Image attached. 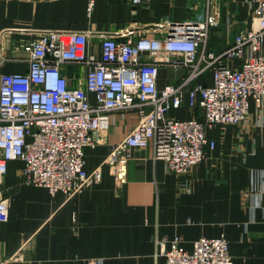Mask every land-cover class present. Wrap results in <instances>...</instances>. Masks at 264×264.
<instances>
[{
  "label": "crops",
  "instance_id": "crops-1",
  "mask_svg": "<svg viewBox=\"0 0 264 264\" xmlns=\"http://www.w3.org/2000/svg\"><path fill=\"white\" fill-rule=\"evenodd\" d=\"M203 3L95 0L89 11V0H0V52L6 58L0 73L25 71L26 54L17 45L45 30L86 33L88 51L99 56L102 36L161 35L166 20L192 18ZM211 11L216 22L206 51L219 53L250 26L254 4L213 0ZM63 70L70 86H85V64L67 63ZM182 74L161 66L159 87ZM250 101L243 124L207 129L215 147L187 174L171 172L150 144L131 150L126 180L118 183L105 160L138 123L137 109L113 111L109 128L93 132L86 168L102 166V179L74 195L23 183L24 161H10L0 180V197H9V218L0 222V263L11 257L13 264H165L161 241L170 248L178 237L179 246L191 251L201 237L225 236L232 264H264V110ZM169 115L204 120L188 95Z\"/></svg>",
  "mask_w": 264,
  "mask_h": 264
},
{
  "label": "built area",
  "instance_id": "built-area-1",
  "mask_svg": "<svg viewBox=\"0 0 264 264\" xmlns=\"http://www.w3.org/2000/svg\"><path fill=\"white\" fill-rule=\"evenodd\" d=\"M203 1L192 18L166 20L161 35L102 36L99 56L88 51L83 32L48 29L20 42L26 70L0 73V180L9 162L20 159L23 183L45 186L52 194L85 190L103 174L102 166L86 168L85 147L94 144L93 132L109 128L113 111L129 109H137L139 121L105 160L118 183L126 180L131 150L150 144L171 172L187 174L215 147L208 128L243 124L252 98L264 110V0H250V26L219 53L206 51L216 15L213 0ZM94 4L89 0V11ZM5 60L0 52V64ZM67 63L86 65L84 87L70 86ZM161 66L181 69L180 80L159 87ZM186 95L191 109L202 108L203 121L169 115ZM8 218L9 197L1 196L0 222ZM180 241L176 237L170 248L161 241L165 264H232L225 236L201 237L191 251Z\"/></svg>",
  "mask_w": 264,
  "mask_h": 264
}]
</instances>
